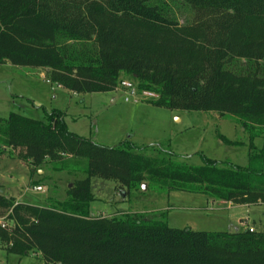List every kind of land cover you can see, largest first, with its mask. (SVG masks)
I'll return each instance as SVG.
<instances>
[{
  "label": "trees",
  "instance_id": "16d2710c",
  "mask_svg": "<svg viewBox=\"0 0 264 264\" xmlns=\"http://www.w3.org/2000/svg\"><path fill=\"white\" fill-rule=\"evenodd\" d=\"M181 1L194 13L190 24L142 0H0V65L47 69L71 93L114 92L128 80L156 95L151 105L229 115L249 134L246 166L207 158L193 166L162 146L97 144L69 131L60 110L42 119L12 111L0 117V154L19 150L31 177L47 167L76 180L65 199L49 196L43 205L0 195L7 253H39L45 264H264V231L179 229L164 213L89 215L91 178L114 182L124 196L146 184L264 204V142L253 143L264 138V0ZM241 59L254 72L238 70Z\"/></svg>",
  "mask_w": 264,
  "mask_h": 264
},
{
  "label": "rangeland",
  "instance_id": "374dc122",
  "mask_svg": "<svg viewBox=\"0 0 264 264\" xmlns=\"http://www.w3.org/2000/svg\"><path fill=\"white\" fill-rule=\"evenodd\" d=\"M155 6L168 19L180 25L190 24L194 13L181 0H142ZM58 45H68L58 37ZM87 45V46H86ZM74 49H88L89 44ZM238 70L254 72L255 64L245 60L235 62ZM30 68L0 65V117L12 111L42 119L53 110L65 113L69 131L90 138L103 146H114L129 139L137 146H162L172 152L179 162L200 166L204 160L229 162L246 166L249 155V134L234 117L214 112H184L160 108L143 98L137 103L124 100L122 89L107 93H71L52 84ZM33 69V68H32ZM29 71V72H28ZM114 99V101H112ZM264 138L254 140L256 149L263 146ZM18 151L10 156L0 154V195L17 201L43 205L51 196L58 200L66 197V190L76 178L65 172H54L47 167L30 176L28 164L18 158ZM82 174L78 178H83ZM36 183L30 185V181ZM40 185L41 191L33 187ZM112 181L91 178L90 190L95 200L90 203L89 215L141 214L157 217L164 213L170 227L190 228L193 231L238 232L247 226L264 231V204L236 205L216 201L208 204L205 196L183 191L160 193L154 189L133 190L128 196L116 189ZM7 213L0 208V220ZM247 219L244 225L240 219ZM0 264H45L40 255L31 252L23 257L7 253L0 241Z\"/></svg>",
  "mask_w": 264,
  "mask_h": 264
},
{
  "label": "built area",
  "instance_id": "2783aa9c",
  "mask_svg": "<svg viewBox=\"0 0 264 264\" xmlns=\"http://www.w3.org/2000/svg\"><path fill=\"white\" fill-rule=\"evenodd\" d=\"M120 89H122L124 91V93L126 94V96L124 98V100L126 102H129L131 100L133 103H137L140 100H142L143 98L147 99V98H155L156 97L155 94L148 92V91L138 92V90L136 89V86L128 80H123L120 83ZM33 190L34 191H41L42 187L40 185L34 186ZM0 226L1 227L5 226V223L3 220H0ZM246 228H248V230L250 232H252L254 230V228L250 227V226H247Z\"/></svg>",
  "mask_w": 264,
  "mask_h": 264
},
{
  "label": "crops",
  "instance_id": "0c3cea01",
  "mask_svg": "<svg viewBox=\"0 0 264 264\" xmlns=\"http://www.w3.org/2000/svg\"><path fill=\"white\" fill-rule=\"evenodd\" d=\"M7 65H9V64H7ZM15 67V66H14ZM29 70H35L36 72H33V71H31L32 72V74H36V73H38L41 77H44L45 78V74H44V71H42L41 69H32V68H30ZM29 72V71H28ZM112 101H114V99H112ZM207 200V199H206ZM208 202V204H210V205H214L215 204V202H211V201H207ZM219 202H221V203H226V202H223V201H219ZM240 224L241 225H244L246 222H247V219L246 218H244V219H240ZM250 227H252V226H250ZM243 229H245V228H243ZM242 229V230H243ZM241 231V230H240ZM35 254H38V255H40L39 253H35Z\"/></svg>",
  "mask_w": 264,
  "mask_h": 264
},
{
  "label": "water",
  "instance_id": "95a60500",
  "mask_svg": "<svg viewBox=\"0 0 264 264\" xmlns=\"http://www.w3.org/2000/svg\"><path fill=\"white\" fill-rule=\"evenodd\" d=\"M142 190H144V191L146 190V184L142 185Z\"/></svg>",
  "mask_w": 264,
  "mask_h": 264
}]
</instances>
